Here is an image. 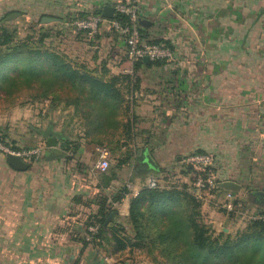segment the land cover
Wrapping results in <instances>:
<instances>
[{
	"label": "crops",
	"instance_id": "obj_1",
	"mask_svg": "<svg viewBox=\"0 0 264 264\" xmlns=\"http://www.w3.org/2000/svg\"><path fill=\"white\" fill-rule=\"evenodd\" d=\"M116 1L120 0H0V13L23 16L25 7H31L32 19L51 17L55 20L45 24L59 25L70 14L97 10L101 14L102 6L113 7ZM137 2L143 38L171 46L174 59L136 70L159 76L136 79L129 105L132 132H139L140 139L130 147L135 145L138 153L141 149L148 152L156 164V174L171 169L190 189L189 173H181L179 161L197 149L212 154L211 170L218 183L231 180L239 184L241 188L233 197L251 213H261L264 206L248 204L243 185L250 181V191L264 194V173L256 175L257 179L249 174L258 167L256 157H264V57L255 56L264 53V0ZM6 17L1 23L8 20ZM95 36L107 47L106 54L119 57V71L126 69L120 67L122 58H127L123 38L106 21ZM244 72L251 77L245 79ZM10 131L7 137H19V131ZM26 138L32 143L37 140L36 133ZM47 149L37 164L24 171L12 169L0 155V246L10 252L1 258L2 264H67L76 246L60 239L56 230L62 229V219L70 216L76 205L74 198H87L89 187L94 201L127 179L126 186L133 190L124 195L121 208H116L119 211L108 217L117 214L125 220L129 198L138 191L136 181L152 174L144 173L143 165L134 176L123 167L116 180L105 184L93 169L95 161L87 159L81 145L74 156L79 167L65 163L58 143ZM52 154L59 156L48 158ZM241 161L252 167L251 171L241 167ZM182 164L186 165L184 160ZM153 178L147 177L142 184ZM224 192L219 189L215 197ZM115 222L119 223L113 218ZM122 225L127 228L125 222ZM44 244L51 249L41 251Z\"/></svg>",
	"mask_w": 264,
	"mask_h": 264
},
{
	"label": "trees",
	"instance_id": "obj_2",
	"mask_svg": "<svg viewBox=\"0 0 264 264\" xmlns=\"http://www.w3.org/2000/svg\"><path fill=\"white\" fill-rule=\"evenodd\" d=\"M8 14L0 19V92L8 96L22 89H35L41 97L51 96L53 100L57 99L58 93L68 92L66 105L73 106L72 116L78 117L79 125L84 130L83 136L91 138L94 145L101 144L100 136L114 134L120 125L119 115L123 108L130 111L129 100L137 86L130 85L132 74L140 66H161L166 62L154 60L145 63L138 60L131 63L125 57L120 67L130 69V73L109 74V70L102 66L98 74L83 64H70L58 51L41 45L32 47L24 41L14 42L12 29L8 28L6 22L1 23ZM88 14L98 15L100 11L70 14L60 22L76 29L72 22L84 19ZM40 19L35 23L39 24ZM39 28L45 31L51 29L43 24ZM77 31L79 35L88 38L85 30ZM96 33L92 37H96ZM45 37L46 34L39 35L37 42L41 44ZM148 42L160 44L158 41ZM162 45L172 50L171 46ZM128 117L121 128L125 133L132 134L133 117L130 114ZM57 143L66 161L75 156L79 148L74 139H62ZM137 152L138 148L133 145L118 160L114 169H110L108 175L107 170L99 172L105 184L116 180L118 175L115 168L121 169ZM195 153L208 152L197 149L187 155ZM186 156L179 161L184 175L191 171V167L182 164ZM174 162L177 163L176 160ZM28 163L30 167L33 161ZM127 193L129 190L124 186L115 196L99 195L91 201L96 205V210L87 216L85 226L99 224L93 239L103 236L106 226L113 223V220H107L113 212L111 202L119 204ZM79 202L82 201L74 198V203ZM200 203L192 188L185 184L141 187L129 198L125 219L133 235L119 236L118 233H125V227L117 223L108 226L114 251L135 247L145 253L151 264H264V209L258 214L261 218L250 219L235 234L220 232L213 237L209 228L200 220Z\"/></svg>",
	"mask_w": 264,
	"mask_h": 264
},
{
	"label": "rangeland",
	"instance_id": "obj_3",
	"mask_svg": "<svg viewBox=\"0 0 264 264\" xmlns=\"http://www.w3.org/2000/svg\"><path fill=\"white\" fill-rule=\"evenodd\" d=\"M25 10H27V13L23 16L17 15L3 21H7L6 25L10 30L12 29L14 42L24 41L32 47L41 45L44 48L58 51L64 55L65 59L70 64H83L88 70H96L98 74L100 73V68L102 66L109 70V74H117L120 72L118 68L119 57H114L110 54H106L107 47L100 40L96 39L95 37L85 38L83 37V35H79L76 29L67 27L66 24L63 23H60L59 25L52 23L43 24L47 25L48 27H52L51 29L45 31L39 28L42 25L41 23H35V21L39 19L38 17H33L32 19L30 15L32 8L25 7ZM1 15L3 16V14L0 13V19ZM41 34H46L47 37H45L40 44L37 42V39ZM255 56H258V58H263L264 53H258L255 54ZM242 75H244L245 79H249L251 77L250 74L248 75L245 72ZM153 76L158 77L159 75L157 73L147 75V73L141 71L134 72L131 76L130 85L136 84V79L140 80L144 77L148 78ZM260 91H262V87H259V92ZM67 93L68 92L58 93L57 99L53 100L51 96L41 97L38 94V91L35 89H22L8 96L0 92V138L7 144L18 147L20 149L38 146L42 149V151H46L48 149L45 146L44 138L39 136L33 130V128L38 126L44 127L48 122H53L54 128L56 130L64 132L72 139L77 141L79 145L85 148L87 159L95 161L97 158V152L93 150L94 144L91 142V138L83 136L84 130L79 125L80 120L77 116H72L73 106L66 105L65 100L68 97ZM130 107L131 105H129V108ZM129 114L130 111L123 108L119 115L120 125L118 126L114 134L100 136L99 139L101 140V144L95 145L99 148L106 149L108 152L107 160L109 166L106 171V175H108L107 173L110 172V169H114L118 160L122 159L125 156L124 153L127 151V149L130 148V143L134 141L139 142V132L135 131L132 134H127L121 128V125L125 124L129 119ZM10 130L19 131V137L15 138L14 140L7 137L6 132L10 133ZM35 133L37 140L32 143L26 137L35 135ZM261 151L264 152V149H262ZM137 154L138 152L135 155ZM259 155L260 154H258V156ZM134 156L131 160H129L127 164L122 166V168L126 167V170L130 171L132 173V176L136 175V173L140 169L136 166L137 164L134 161ZM74 158L75 157L73 156L65 163L68 162L73 166L79 167L80 164H77L76 159ZM39 160L33 162L31 165L37 164ZM256 163L258 167L254 168L252 171V167H249L250 171L252 172H249V174H251L252 178H256L257 176L260 177L264 173V157H256ZM238 164H240L241 167H244L246 171H249V168L247 167V165H245L246 162L241 161L240 163L238 162ZM115 169V172L119 173L120 169ZM255 171H257V173H255ZM76 173L81 174V171H76ZM150 173L152 174H149L147 177H154L153 179L158 181L160 178V180L162 181V186L169 187L173 184H182V182L180 181L182 177H180L177 173L171 171V169L169 170L168 168H165L158 174L151 170ZM212 174L214 173L212 172ZM147 177H144L142 180L136 181L138 190L140 189L142 182H144ZM259 180L261 181V179H258V181ZM126 182L127 179H121L116 186H114L113 188H108L106 190V196H115L117 192L120 191L124 186L127 188V190L132 191L133 188L127 187ZM250 183V181H246L244 183V191H250ZM89 191L90 189L88 187L86 189V194H89L88 197L81 199L82 202L76 203V205L72 208L70 216L67 215L62 219L63 228L56 230V234L58 233V236L61 237L60 239H67V242L75 244L76 246V249H73L71 252L72 259L67 264H151L149 258L145 255V253H142L135 247H127L120 252H114V248L111 245V232L108 229V226H112L113 223L106 226L103 236H98L95 239L92 238V236L96 234L99 224L85 226L87 216L94 213V211L96 210V205L91 202L94 195L90 196L91 192ZM204 196V199L200 203V220L209 228L210 234L213 237H216V235L220 232L230 233L232 235L235 234V232L245 227V225L250 220V216H252L253 214L248 208L246 209V207H244L239 212L227 214L224 209L218 206L217 197H215L214 195ZM249 203L251 202L248 201V204ZM110 207L113 212H118L119 210L117 209L121 208L117 202H111ZM72 216H75L76 219L69 218ZM114 216L113 218H115V220L119 222L117 224L121 225V223L125 222V220L122 219L121 216H118L117 214H115ZM113 218L110 217L109 219L107 218V220L110 221L113 220ZM90 227L93 230H89ZM88 231H92L93 235L91 236L86 234V232ZM118 235L132 236L133 233L131 229L127 227L125 229V233H118ZM41 242L45 243V241ZM84 244L85 246H83ZM9 248L10 247H8V249ZM6 249L7 248L0 246V251H5L2 256L0 255V264H2L1 258L10 254V252L8 250L6 251ZM46 249H51V247L48 248V245L44 244L41 247V251H44Z\"/></svg>",
	"mask_w": 264,
	"mask_h": 264
},
{
	"label": "built area",
	"instance_id": "obj_4",
	"mask_svg": "<svg viewBox=\"0 0 264 264\" xmlns=\"http://www.w3.org/2000/svg\"><path fill=\"white\" fill-rule=\"evenodd\" d=\"M107 22L109 28L117 32L122 38L125 45L127 59L131 63L142 60L147 57L149 61L165 60L166 62L174 59L173 51L162 44L148 42L142 37L138 27V2L137 0L116 1L113 5V15L111 18H105L101 14H88L84 19H75L72 25L77 30H85L88 37H92L99 28V25ZM122 73H130V69L126 68ZM97 158L93 164V169L98 172H105L109 163L107 160L108 152L106 149L96 147ZM0 154L3 156L15 155L19 156L26 162H35L40 159L42 149L38 146L17 149L5 143L0 139ZM185 163L191 167L189 177L191 180L192 192L197 201L202 202L204 195H214L219 189V183L216 176L212 174L211 167L213 164V156L210 153H195L187 155ZM161 180L152 179L145 182L141 187H165L161 185ZM127 187L130 188L129 185ZM140 187V188H141ZM217 204L224 209L227 214H233L243 209V204L239 200H235L231 191H225L224 194L217 199ZM261 218L258 214H252L250 219ZM96 228V227H95ZM89 230H93L91 227ZM93 235L92 231L86 232Z\"/></svg>",
	"mask_w": 264,
	"mask_h": 264
},
{
	"label": "water",
	"instance_id": "obj_5",
	"mask_svg": "<svg viewBox=\"0 0 264 264\" xmlns=\"http://www.w3.org/2000/svg\"><path fill=\"white\" fill-rule=\"evenodd\" d=\"M101 15L105 18H111L113 15V7L104 5L101 8ZM16 16V14H10L6 17ZM54 18L51 17H41L40 23L45 24L54 21ZM144 62L148 63L149 60L147 57H143ZM33 130L45 140L46 148H55L58 140H67L69 136L60 130L54 128L53 122H48L44 127H34ZM59 154H52L48 158H56ZM7 164L14 170L24 171L29 168V163L22 160L19 156L7 155L5 157ZM134 161L138 168L144 166L143 172L148 173L151 170H155L156 164L154 160L150 157L148 152L145 149H141L137 155L134 156ZM219 188L225 191L238 192L241 186L234 181L228 180L223 181L219 184ZM246 199L258 207L264 206V194L256 191H248L245 195Z\"/></svg>",
	"mask_w": 264,
	"mask_h": 264
},
{
	"label": "flooded vegetation",
	"instance_id": "obj_6",
	"mask_svg": "<svg viewBox=\"0 0 264 264\" xmlns=\"http://www.w3.org/2000/svg\"><path fill=\"white\" fill-rule=\"evenodd\" d=\"M137 169V168H136ZM138 170V169H137Z\"/></svg>",
	"mask_w": 264,
	"mask_h": 264
}]
</instances>
